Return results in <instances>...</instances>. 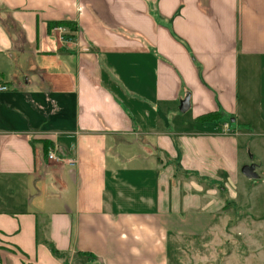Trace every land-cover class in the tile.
<instances>
[{
  "label": "crops",
  "instance_id": "0c3cea01",
  "mask_svg": "<svg viewBox=\"0 0 264 264\" xmlns=\"http://www.w3.org/2000/svg\"><path fill=\"white\" fill-rule=\"evenodd\" d=\"M1 86L0 264H169L264 220V0H0Z\"/></svg>",
  "mask_w": 264,
  "mask_h": 264
},
{
  "label": "rangeland",
  "instance_id": "374dc122",
  "mask_svg": "<svg viewBox=\"0 0 264 264\" xmlns=\"http://www.w3.org/2000/svg\"><path fill=\"white\" fill-rule=\"evenodd\" d=\"M223 214L221 224L171 239L169 264H264V220L244 208Z\"/></svg>",
  "mask_w": 264,
  "mask_h": 264
},
{
  "label": "trees",
  "instance_id": "16d2710c",
  "mask_svg": "<svg viewBox=\"0 0 264 264\" xmlns=\"http://www.w3.org/2000/svg\"><path fill=\"white\" fill-rule=\"evenodd\" d=\"M55 27V26H68V27H72L73 24L72 22H68V21H58V22H52L49 24V28H52V27ZM220 113H208V114H205V115H202L200 116L198 119L201 120V121H205V122H208V121H217L220 119ZM44 144H45V151L48 153V151L50 150V148L52 147L51 143L48 142V141H44ZM49 155V153H48ZM54 252L55 253H58L55 249H54Z\"/></svg>",
  "mask_w": 264,
  "mask_h": 264
},
{
  "label": "water",
  "instance_id": "95a60500",
  "mask_svg": "<svg viewBox=\"0 0 264 264\" xmlns=\"http://www.w3.org/2000/svg\"><path fill=\"white\" fill-rule=\"evenodd\" d=\"M186 105V104H185ZM186 109V107L184 106L182 108V110ZM255 167L254 166H245L243 168V173L248 177V178H258V174L254 171Z\"/></svg>",
  "mask_w": 264,
  "mask_h": 264
},
{
  "label": "built area",
  "instance_id": "2783aa9c",
  "mask_svg": "<svg viewBox=\"0 0 264 264\" xmlns=\"http://www.w3.org/2000/svg\"><path fill=\"white\" fill-rule=\"evenodd\" d=\"M0 89H1V90H7V87H6V86H1ZM49 158H50V159H54V158H56V156L54 155L53 152H50V153H49Z\"/></svg>",
  "mask_w": 264,
  "mask_h": 264
}]
</instances>
